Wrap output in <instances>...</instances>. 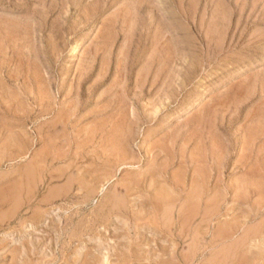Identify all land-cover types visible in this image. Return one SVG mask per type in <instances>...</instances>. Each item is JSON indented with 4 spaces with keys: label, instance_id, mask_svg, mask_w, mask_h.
I'll use <instances>...</instances> for the list:
<instances>
[{
    "label": "rangeland",
    "instance_id": "rangeland-1",
    "mask_svg": "<svg viewBox=\"0 0 264 264\" xmlns=\"http://www.w3.org/2000/svg\"><path fill=\"white\" fill-rule=\"evenodd\" d=\"M1 41L0 264H264V0H0Z\"/></svg>",
    "mask_w": 264,
    "mask_h": 264
},
{
    "label": "bare ground",
    "instance_id": "bare-ground-1",
    "mask_svg": "<svg viewBox=\"0 0 264 264\" xmlns=\"http://www.w3.org/2000/svg\"><path fill=\"white\" fill-rule=\"evenodd\" d=\"M20 2H21V1H20ZM100 6H101V5H100ZM76 8H77V7H76ZM100 8H101V7H100ZM100 8H99V9H100ZM103 8H104V7H103ZM101 10H102V9H101ZM89 11H90V10H89ZM99 11H100V10H99ZM95 12H97V11H95ZM101 12H102V11H101ZM2 15H3V14H2ZM1 17H2V16H1ZM11 17H12V16H11ZM261 18H262V17H261ZM4 19H5V18H4ZM4 19H3V20H4ZM3 20H1V21H3ZM92 20H93V19H92ZM106 21H107V20H106ZM21 22H22V21H21ZM7 25H8V24H7ZM232 26H233V25H232ZM2 27H3V25H2ZM9 28H10V27H9ZM13 29H14V28H13ZM1 30H2V29H1ZM216 30H217V29H216ZM14 31H15V30H14ZM164 31H165V30H164ZM2 32H3V31H2ZM5 32H6V30L4 31V33H5ZM259 32H260V31H259ZM7 37H8V36H7ZM157 39H158V38H157ZM157 39H156V40H157ZM105 40H106V39H105ZM261 40H262V39H261ZM257 42H258V41H257ZM262 42H263V41H262ZM2 43H3V42L1 41L0 44H2ZM260 43H261V42H260ZM113 44H114V43H113ZM126 44H127V43H126ZM253 44H254V43H253ZM3 46H4V45H3ZM126 46H127V45H126ZM1 47H2V46H1ZM75 47H76V46H75ZM113 47H114V46H113ZM96 48H98V47H96ZM0 49H1V48H0ZM75 50H76V49H75ZM97 50H98V49H97ZM101 52H102V51H101ZM98 53H99V52H98ZM123 53H124V52H123ZM99 54H100V53H99ZM95 55H96V54H95ZM123 55H124V54H123ZM141 55H142V54H141ZM164 57H165V56H164ZM111 59H112V58H111ZM125 59H126V58H125ZM126 61H127V60H126ZM162 62H163V61H162ZM95 64H96V63H95ZM1 66H3V64H2ZM5 66H6V65H5ZM92 66H93V65H92ZM110 66H111V65H110ZM163 67H164V66H163ZM145 68H146V66H145ZM0 69H1V67H0ZM91 69H92V68H91ZM146 70H147V69H146ZM91 71H92V70H91ZM165 71H166V70H165ZM168 71H169V70H168ZM84 72H85V71H84ZM8 73H9V72H8ZM87 73H89V71H88ZM130 73H131V72H130ZM11 74H12V73H11ZM106 74H107V72H106ZM5 75H6V74H5ZM142 75H144V74H142ZM155 75H158V74H155ZM6 76L8 77V75H6ZM11 76H12V75H11ZM88 76H89V74H88ZM91 76H92V75H91ZM91 76H90V77H91ZM159 76H160V75H159ZM83 77H85V76L83 75ZM83 77H82V79H83ZM106 77H107V76H106ZM102 78H104V76H103ZM137 78H138V77H137ZM12 79H13V77H12ZM12 79H11V80H12ZM82 79H81V80H82ZM87 79H88V78H87ZM84 80H85V79H84ZM97 80H98V79H97ZM104 80H105V79H104ZM159 80H160V79H159ZM165 80H166V79H165ZM95 81H96V80H95ZM80 82H81V81H80ZM83 82H84V81H83ZM100 82H101V80H100ZM5 83H6V82H5ZM95 83H96V82H95ZM116 83H117V82H116ZM127 83H128V82H127ZM6 84H7V83H6ZM81 84H82V82H81ZM98 84H100V83H98ZM98 84H97V86H98ZM117 84H118V83H117ZM145 85H146V84H145ZM94 87H95V86H94ZM94 87H93V88H94ZM153 87H154V86H153ZM141 89H142V88H141ZM93 90H94V89H93ZM78 100H79V99H78ZM55 103H56V102H55ZM16 108H17V107H16ZM263 108H264V107H263ZM82 109H83V107H82ZM238 111H239V110H238ZM256 111H257V109H256ZM16 112H17V111H16ZM10 113H11V112H10ZM254 113H255V110H254ZM254 113H253V114H254ZM256 113L258 114V112H256ZM257 114H256V116H257ZM15 115H16V114H15ZM24 115H25V114H24ZM6 116H7V115H6ZM250 116H251V115H250ZM253 116H255V114H254ZM15 117H16V116H15ZM25 117H26V116H25ZM62 117H63V116H62ZM120 117H121V116H120ZM250 118H251V117H250ZM255 118H257V117H255ZM59 119H61V118H58V121H59ZM65 119H66V118H65ZM252 119H253V118H252ZM24 120H25V119H24ZM62 120H63V119H62ZM68 120H69V119H68ZM126 120H127V119H126ZM263 120H264V119H263ZM13 121H14V120H13ZM58 121H57V122H58ZM21 122H22V121H21ZM57 122H56V123H57ZM59 122H61V121H59ZM56 123H55V124H56ZM135 123H136V122H135ZM137 123H138V122H137ZM263 123H264V122H263ZM47 124H48V123H47ZM252 124H253V123H252ZM257 124L259 125V123H257ZM61 125H62V124H61ZM261 125H262V124H261ZM101 127H102V126H101ZM259 127H260V126H259ZM52 128H53V127H52ZM247 128H249V127H247ZM247 128H246V129H247ZM49 129H50V128H49ZM53 129H54V128H53ZM16 130H17V129H16ZM50 130H51V129H50ZM262 130H263V129H262ZM42 131H43V129H42ZM257 131H258V130H257ZM24 132H25V131H24ZM24 132H22V133H24ZM254 132H255V131H254ZM20 133H21V132H20ZM123 133H124V132H123ZM250 133H251V132H250ZM13 134H15V133H13ZM245 134H246V133H245ZM259 134H260V133H259ZM262 134H264V133H262ZM257 135H258V134H256V137L259 136V135H258V136H257ZM42 136H43V135H42ZM46 137H47V136H46ZM104 137H105V136H104ZM177 137H178V136H177ZM256 137H255V135H254V137H252V138L255 139ZM260 137H261V136H260ZM262 137H263V136H262ZM21 138H22V137H21ZM170 139H171V138H170ZM176 139H177V138H176ZM245 140H246V139H245ZM173 141H175V138H174ZM255 141H256V140H255ZM258 141H259V139H258ZM173 143H175V142H173ZM253 143H254V142H253ZM246 144H247V143H246ZM246 144H245V145H246ZM247 145H249V144H247ZM253 145H254V144H253ZM261 146L263 147V144H262ZM259 148H260V145H259ZM263 148H264V147H263ZM251 149H252V148H251ZM242 150H243V149H242ZM166 151H167V150H166ZM263 151H264V150H263ZM252 152H253V151H252ZM258 152H260V150H259ZM245 153H246V152H245ZM245 153H244L243 155H246ZM166 155H167V154H166ZM258 155H259V154H258ZM39 156H40V155H39ZM258 158H259V156H258ZM34 159H35V158H34ZM242 159H243V158H242ZM250 159H251V157L249 158V160H250ZM227 160H228V159H227ZM76 162H77V161H76ZM161 162H163V161H161ZM173 162H174V161H173ZM181 162H182V161H181ZM224 162H225V161H224ZM241 162H242V161H241ZM28 163H29V162H28ZM155 163H156V161H155ZM247 163H248V161H247ZM31 164H32V163H31ZM31 164H30V165H31ZM30 165H28V166H30ZM165 165H167V164H165ZM225 165H226V164H225ZM157 166H158V164H157ZM167 166H168V165H167ZM223 166H224V165H223ZM223 166H222V168H223ZM246 166H247V164H246ZM257 168H258V167H257ZM33 169H34V168H33ZM253 169H255V168H253ZM27 170H28V169H27ZM31 170H32V169H30V171H31ZM162 171H163V170H162ZM41 173H42V172H41ZM23 174H24V173H23ZM27 174H28V173H27ZM29 175H30V174H29ZM26 176H27V175H26ZM145 177H146V175H145ZM195 177H196V176H195ZM246 177H247V175H246ZM32 178H34V176H33ZM252 178H253V177H252ZM198 179H199V178H198ZM27 180H29V179H26V181H27ZM34 180H35V179H33L31 183H33ZM192 180H193V179H192ZM141 181H142V180H141ZM22 182H23V181H22ZM29 182H30V180H29ZM135 182H137V181H135ZM135 182H134V183H135ZM139 182H140V181H139ZM152 182H153V180H152ZM26 183H27V182H26ZM144 183H145V182H144ZM208 183H209V182H208ZM251 183H252V182H251ZM120 184H121V183H120ZM154 184H155V183H154ZM195 184H196V183H195ZM201 184H202V182H201ZM205 184H206V183H205ZM27 185H28V184H27ZM124 185H125V184H124ZM151 185H152V184H151ZM6 186H8V185H6ZM6 186H5V187H6ZM9 186H10V185H9ZM9 186L7 187L8 189H10L12 185L10 186V188H9ZM197 186H198V185H197ZM204 187H205V186H204ZM1 188H3V187H0V190H1ZM207 188H208V187H207ZM4 189H5V188H4ZM4 189H3V191H4ZM19 189H20V188H19ZM199 189H200V188H199ZM238 189H239V188H238ZM6 190H7V189H6ZM21 190H22V189H21ZM27 190H28V189H27ZM22 192H23V191H21V193H22ZM195 192H196V191H195ZM204 193H205V192H204ZM2 194H3V193H2ZM200 194H201V193H200ZM200 194H199V195H200ZM21 195H22V194H21ZM21 195H20V196H21ZM34 195H35V194H34ZM117 195H118V193H117ZM188 195H189V194H188ZM25 196H26V195H25ZM193 196H194V195H193ZM14 197H15V196H14ZM191 197H192V196H191ZM191 197H190V198H191ZM164 198H165V197H164ZM247 198H248V197H246V200H248ZM8 199H9V198H8ZM8 199H7V200H8ZM12 199H13V198H12ZM5 200H6V199H5ZM31 200H32V199H31ZM205 200H206V199H205ZM205 200H204V201H205ZM249 200H250V199H249ZM19 201H20V199H19ZM19 201H18V203H19ZM21 201H22V199H21ZM27 201H28V200H27ZM156 202H157V201H156ZM0 203H1V202H0ZM195 203H196V202H195ZM193 204H194V203H193ZM196 204H197V203H196ZM258 205H259V204H258ZM15 206H16V205H15ZM197 206H198V205H197ZM261 207H262V206H261ZM263 207H264V206H263ZM0 208H1V207H0ZM262 209H264V208H262ZM262 209H261V210H262ZM252 212H254V211H252ZM252 212H251V213H252ZM257 212H259V211H257ZM188 215H190V214H188ZM258 216H259V215H258ZM192 217H193V216H192ZM242 217H243V216H242ZM249 218H250V217H249ZM254 218H255V217H254ZM183 219H184V218H183ZM235 219H236V218H235ZM239 219H240V218H239ZM255 219H256V218H255ZM246 220H247V219H246ZM262 220H264V219H262ZM247 221H248V220H247ZM260 222H262V221H260ZM263 223H264V221H263ZM237 224H238V222H237ZM237 224H235V226H236ZM241 224H242V223H241ZM257 225H258V224H257ZM243 226H244V225H243ZM238 227H239V226H238ZM256 227H257V226H256ZM220 228H221V227H220ZM236 228H237V227H236ZM241 228H242V230L244 229L242 226H241ZM255 229H256V228H255ZM259 229H260V228H259ZM223 230H224V229H223ZM237 230H241V229L239 228V229H237ZM242 230H241V231H242ZM251 230H252V229H251ZM241 231H240V232H241ZM260 231H261V229H260ZM236 233H238V232H236ZM222 234H223V233H222ZM253 234H255V233L253 232ZM252 236H253V235H252ZM247 237H248V234H247ZM242 238H243V235H242ZM260 238H261V237H260ZM243 239H245V238H243ZM259 241H260V240H259ZM236 242H237V241H236ZM260 242H261V241H260ZM234 243H235V242H234ZM263 245H264V244H263ZM236 249H237V248H236ZM237 251H238V250H237ZM259 251H260V250H259ZM227 252H228V251H227ZM260 252H262V251H260ZM235 253H236V252H235ZM263 253H264V252H263ZM131 254H132V253H131ZM245 254H246V253H245ZM250 254H251V253H250ZM123 255H124V254H123ZM173 255H174V254H173ZM105 256H106V255H105ZM117 256H118V255H117ZM124 256H125V255H124ZM126 256L128 257V255H126ZM131 256H132V255H131ZM234 256H235V255H234ZM247 256H248V255H247ZM249 256H250V255H249ZM1 257H2V256H1ZM262 257H264V256H262ZM120 258H121V254H120ZM129 258H130V257H129ZM246 258H247V257H246ZM246 258H245V259H246ZM131 259H132V258H131ZM225 259H226V258H225ZM240 259H241V258H240ZM135 260H137L136 257H135ZM131 261H132V260H131ZM131 261H130V262H131ZM105 262H107V261H105ZM226 262H227V261H226ZM256 262H257V261H256ZM259 262H260V261H259ZM99 263H100V262H99ZM161 263H162V261H161ZM161 263H160V264H161ZM250 263H251V262H250ZM252 263H253V262H252ZM11 264H12V263H11ZM88 264H89V263H88ZM100 264H101V263H100ZM102 264H104V262H102Z\"/></svg>",
    "mask_w": 264,
    "mask_h": 264
}]
</instances>
